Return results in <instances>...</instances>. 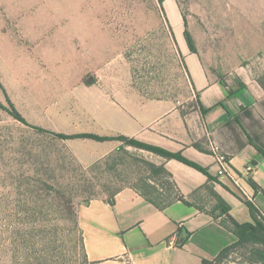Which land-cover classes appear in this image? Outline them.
<instances>
[{
    "label": "rangeland",
    "instance_id": "374dc122",
    "mask_svg": "<svg viewBox=\"0 0 264 264\" xmlns=\"http://www.w3.org/2000/svg\"><path fill=\"white\" fill-rule=\"evenodd\" d=\"M179 38L208 68L248 65L264 83V0H0V83L30 125L86 132L77 86L90 68H123L149 97L194 100ZM6 106L0 87V264H86L79 205L124 186L175 196L147 152L116 140L83 162L75 151H94L87 140L39 132ZM256 248L245 241L212 264H264L252 261Z\"/></svg>",
    "mask_w": 264,
    "mask_h": 264
},
{
    "label": "crops",
    "instance_id": "0c3cea01",
    "mask_svg": "<svg viewBox=\"0 0 264 264\" xmlns=\"http://www.w3.org/2000/svg\"><path fill=\"white\" fill-rule=\"evenodd\" d=\"M178 41L194 98L187 106L144 95L123 68H90L92 76L86 78L90 81L77 86L85 91L91 125L87 133L124 135L180 153L207 171L205 175L180 161L140 149L156 166L165 168L175 191L189 204L172 196L157 206L140 189L124 186L113 194V204L93 198L79 205L77 221L89 264L213 260L237 240L233 225L223 222L226 214L215 208L216 197L229 205L228 214L239 224L248 221L242 222L237 215L251 219L245 197L264 217V83L248 65L208 68L183 39ZM82 140L94 149L85 154L75 151L83 162L95 161L116 147V140ZM215 149L227 157L230 173H217ZM248 165L253 167L251 172L245 171ZM187 232V241L179 245Z\"/></svg>",
    "mask_w": 264,
    "mask_h": 264
},
{
    "label": "trees",
    "instance_id": "16d2710c",
    "mask_svg": "<svg viewBox=\"0 0 264 264\" xmlns=\"http://www.w3.org/2000/svg\"><path fill=\"white\" fill-rule=\"evenodd\" d=\"M185 36H186V39L188 41L189 37H188L187 33H185ZM0 87L3 89V93H4V96H5V99H6V103H7V106L4 107V109L14 119L20 121L21 123H23V124H25V125H27L29 127H32L33 129H35V130H37L39 132L49 133V134L55 136L56 138L64 139V140H68V139L69 140L70 139H92V140H95V141H109V140L122 141L126 145H130V146L136 147L138 149H144V150L153 152V153L158 154V155H160V156H162L164 158L175 159V160L180 161V162H182V163H184V164H186V165H188L190 167H193L194 169H196V170L204 173L205 175H207V171L204 168H202L198 164L186 159L180 153H171V152H168V151H166L164 149H161L159 147L139 142V141H137V140H135L133 138H130V137H127V136H124V135L99 136V135L92 134V133H87V132L66 134V133H62V132L49 131V130H46L45 128L40 127V126L30 125L25 120V118L19 113V111L15 108V106L11 102V100L8 98V96L6 94V91L4 90L3 86L1 85V83H0ZM194 146L199 148V149H201V147H200V145L198 143H194ZM157 169H158V171H165L168 174V172L165 170V168L163 166H157ZM168 176H169V174H168ZM249 183L254 189L258 188V185L253 180L249 179ZM173 187H174V185H173ZM142 193L148 199L152 200L157 206H161V202L160 201H157L156 199L152 198L151 196H149L147 193H145L143 191H142ZM174 197H175V199H178V200L182 201L183 203L189 204L176 191H175V196ZM170 198H167L166 201H169ZM107 200H108V202L110 204L114 203V199L112 197L108 198ZM216 201H217V204H216L215 208L220 209L221 213H225L226 214V217L224 218L223 222L226 223V221H228V222H230L233 225V232L236 235L237 240L233 244L228 245L225 248H223L221 250V252L218 254V256L216 258H214L213 260L202 259L201 264H212L213 261H219V260H222V259L226 258L236 246L242 244L245 241H251L253 244L258 246V248H256L254 250V258L255 259L252 260V261H254V262H264V218H262L260 216L259 212H257L256 208L250 202H248L247 200L243 199V202L247 206L249 214H250V217H251L253 222L252 223L239 224L238 222H236V220L232 216H230L228 214V211L230 209L229 205H227L219 197H216ZM257 216H259L260 219H258ZM245 225H250L252 227V229L250 231H248L244 236H238L237 235L238 230H240ZM188 237H189V232H187L185 234V236L182 239H180V244L179 245L182 246L187 241ZM82 249H83V252H84L83 255H84L85 262H86V264H89V262H88V260L86 258V254H85L83 237H82Z\"/></svg>",
    "mask_w": 264,
    "mask_h": 264
},
{
    "label": "built area",
    "instance_id": "2783aa9c",
    "mask_svg": "<svg viewBox=\"0 0 264 264\" xmlns=\"http://www.w3.org/2000/svg\"><path fill=\"white\" fill-rule=\"evenodd\" d=\"M216 151V152H215ZM215 152V160H216V163L218 164V170H217V173L218 174H225V173H230V170H229V167H228V159L227 157L218 152L216 149L214 150ZM253 169V167L251 165H248L246 168H245V171L246 172H251Z\"/></svg>",
    "mask_w": 264,
    "mask_h": 264
},
{
    "label": "water",
    "instance_id": "95a60500",
    "mask_svg": "<svg viewBox=\"0 0 264 264\" xmlns=\"http://www.w3.org/2000/svg\"><path fill=\"white\" fill-rule=\"evenodd\" d=\"M90 81V79H86V82ZM252 227L250 225H245L240 230H238L237 235L238 236H244L248 231H250Z\"/></svg>",
    "mask_w": 264,
    "mask_h": 264
}]
</instances>
